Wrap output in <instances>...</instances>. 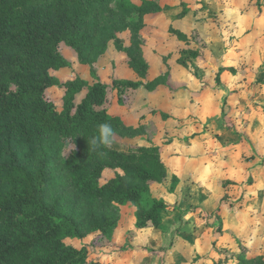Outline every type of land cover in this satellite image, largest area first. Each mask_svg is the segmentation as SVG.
Listing matches in <instances>:
<instances>
[{
	"label": "rangeland",
	"instance_id": "1",
	"mask_svg": "<svg viewBox=\"0 0 264 264\" xmlns=\"http://www.w3.org/2000/svg\"><path fill=\"white\" fill-rule=\"evenodd\" d=\"M158 2L163 9L146 16L142 32L144 81L160 77L159 87L142 86L126 104L118 101L114 80L139 79L120 48L131 44L129 30L109 42L97 72L109 85V110L148 129L116 136L110 147H162L167 175L152 196L168 204L164 221L137 228V206H120L111 242L91 246L82 264H216L224 259L220 250L264 259V0L262 7L256 0ZM62 50L70 65L52 73L92 81L90 65L69 46ZM47 94L62 106L61 88ZM112 175L107 170L103 181Z\"/></svg>",
	"mask_w": 264,
	"mask_h": 264
},
{
	"label": "trees",
	"instance_id": "2",
	"mask_svg": "<svg viewBox=\"0 0 264 264\" xmlns=\"http://www.w3.org/2000/svg\"><path fill=\"white\" fill-rule=\"evenodd\" d=\"M162 9L158 0H0V264H82L91 246L111 242L120 206L129 203L138 208L137 228L163 223L168 204L152 196L167 175L162 147L150 142L121 153L88 144L104 122L113 140L147 134L145 125L109 110L113 99L97 64L109 42L129 30L131 44L120 48L139 79L114 80L118 101L126 104L142 86L159 87L160 77L144 81L142 30L146 16ZM63 45L90 65L92 81L52 73L70 65ZM53 86L64 91L62 106L47 94ZM71 142L75 150L65 159ZM107 170L113 175L103 181ZM220 252L216 264H264L261 255Z\"/></svg>",
	"mask_w": 264,
	"mask_h": 264
},
{
	"label": "clouds",
	"instance_id": "3",
	"mask_svg": "<svg viewBox=\"0 0 264 264\" xmlns=\"http://www.w3.org/2000/svg\"><path fill=\"white\" fill-rule=\"evenodd\" d=\"M114 130L110 123L104 122L98 125V135L93 136L90 141H88L89 146L95 150L96 148L102 146L110 147L112 145ZM75 145L73 142L69 143L63 150L62 155L66 159L70 152H74Z\"/></svg>",
	"mask_w": 264,
	"mask_h": 264
}]
</instances>
